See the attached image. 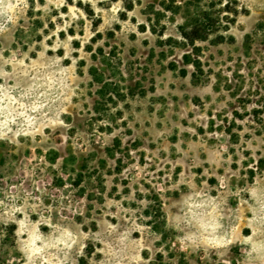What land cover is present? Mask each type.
Wrapping results in <instances>:
<instances>
[{
    "label": "rangeland",
    "instance_id": "rangeland-1",
    "mask_svg": "<svg viewBox=\"0 0 264 264\" xmlns=\"http://www.w3.org/2000/svg\"><path fill=\"white\" fill-rule=\"evenodd\" d=\"M0 264H264V0H0Z\"/></svg>",
    "mask_w": 264,
    "mask_h": 264
},
{
    "label": "trees",
    "instance_id": "trees-1",
    "mask_svg": "<svg viewBox=\"0 0 264 264\" xmlns=\"http://www.w3.org/2000/svg\"><path fill=\"white\" fill-rule=\"evenodd\" d=\"M200 16H202L203 18L209 19L210 14H209V12H203V13H200Z\"/></svg>",
    "mask_w": 264,
    "mask_h": 264
}]
</instances>
